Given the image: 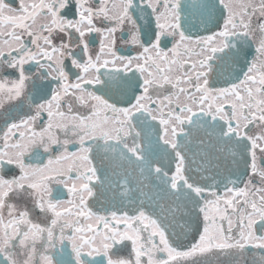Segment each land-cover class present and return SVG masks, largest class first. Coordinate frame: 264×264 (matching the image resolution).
I'll return each instance as SVG.
<instances>
[{
	"label": "snow or ice",
	"instance_id": "6c2138e0",
	"mask_svg": "<svg viewBox=\"0 0 264 264\" xmlns=\"http://www.w3.org/2000/svg\"><path fill=\"white\" fill-rule=\"evenodd\" d=\"M193 10L218 30L191 34ZM0 118V264H68L69 245L72 264H264V0H0ZM134 179V214L93 211ZM201 214L184 245L173 229Z\"/></svg>",
	"mask_w": 264,
	"mask_h": 264
},
{
	"label": "flooded vegetation",
	"instance_id": "af4514ba",
	"mask_svg": "<svg viewBox=\"0 0 264 264\" xmlns=\"http://www.w3.org/2000/svg\"><path fill=\"white\" fill-rule=\"evenodd\" d=\"M8 2L12 3L13 5H15L16 0H8ZM37 2H38V0H37ZM193 2L201 3V2H204V0H183V3L189 4V5L192 4ZM212 2L215 3L216 0H212ZM239 2H240V0H233V3H239ZM204 19H205V17L201 14V12L199 10H193V15L191 16V24L193 26L192 27L191 34H193V35H210V34H212V32L218 30L211 23H209L207 25L205 23H203L202 21ZM206 28L208 29L207 31L205 30ZM117 35H118L117 48L120 51V54L121 55L135 54V52H136V49L135 48H131L130 49L128 46L121 47V43L119 42V33ZM124 38L126 39L127 37L125 36ZM168 46L171 47V44L169 43ZM93 47L94 48L95 47H98V42H97L96 45H93ZM192 58L193 59H196V57H192ZM249 59H251V56H249ZM66 63H67V61H66ZM27 67L28 66H26V68ZM73 71H75V70H73ZM2 75L9 76L10 78H15V75L16 74H15V71L14 70L9 69L8 71L3 72ZM74 78L75 77L73 76L72 79H74ZM54 87H55V83H53V88ZM46 121H47V117H46V115H43L42 118H41V120L38 121V124L46 123ZM153 123L155 125H158V122H153ZM2 127H3V119L0 118V128H2ZM37 130H39V128H37ZM21 131H23V129H21ZM253 131H256V130L253 129ZM64 138L65 137L61 134V139H64ZM155 139H156V136H152L153 145H155ZM147 143H148V141L146 140L145 141V144H147ZM77 147H78L77 145L70 144L68 146V150L70 152L76 151ZM60 151L61 150L59 148H54L53 149V153L55 155H58L60 153ZM48 155H49V153H44L43 150L41 149L40 152L38 154H36L35 156H33V155L30 154L28 157H26V162L34 163V164H39V163H42V162L43 163H46L47 162V159H48ZM257 155L259 157V155H260L259 152L257 153ZM37 156L39 158H37ZM190 161H193V159H190ZM64 163H65V165H67L68 163H71V161H67V162H64ZM166 165H168V167H165ZM161 166L162 167H165V171H168L169 170V167H171L172 170L174 171V163L171 164V165H169V162H168V160L166 158L163 159V161L161 162ZM9 169H11V172H9ZM4 171H5V175L6 176H9V175H18L19 174V171H18V169L15 168V166H8V165H6ZM73 175H75L74 172H73ZM136 175H137L136 177H138V175H140V174L137 173ZM232 178L233 179H237V186H241V187L243 186V184L241 183V181H243V180L246 179L245 176H244V174H243V172H240L238 175H235ZM112 185H115V183H113ZM133 185L135 187L136 196H138L139 193L136 191L137 184L134 183ZM229 186H231V185H229ZM223 188H221V189L219 188L218 190L222 193L223 192ZM53 196L55 198H57V199L65 200V201L72 198L71 195L68 193L67 189L64 188L62 185H54L53 186ZM110 196H113V195H110ZM90 206L93 207V211H98L100 209V206L101 205H98V207H95V205L90 200ZM108 209L109 210H112L110 208H108ZM119 212H121V211H118V213ZM129 214L130 215L134 214V211H129ZM34 218H36L35 214H34ZM40 219H42V218H40ZM233 219H235V217H233ZM202 220H203V218H202V214H201V231H202V228H203V222H202ZM37 222H39V219H37ZM81 223H83V224H89V223L95 224V221L94 220H83L82 219L81 220ZM121 227H123V226H121ZM197 239H198V237H197ZM116 249H119V251H116L115 249L113 250L116 256H127L131 252V242L130 241H125L124 244H122V245L118 244V245H116ZM85 251H87V250H85ZM253 251L256 252L255 259H256L257 264H258L260 251L259 250H253ZM84 258L86 260H89V261H92V260L99 261L101 259L100 256H93V257H87V256H85ZM63 259L65 261H67L68 264H72V262L74 261V254L71 253V247H70V245L67 246L65 252L63 253ZM105 260H106V258H105ZM247 261H248V264H252V261H253L252 252H249L248 253Z\"/></svg>",
	"mask_w": 264,
	"mask_h": 264
},
{
	"label": "water",
	"instance_id": "95a60500",
	"mask_svg": "<svg viewBox=\"0 0 264 264\" xmlns=\"http://www.w3.org/2000/svg\"><path fill=\"white\" fill-rule=\"evenodd\" d=\"M194 150L198 151V149H195V148H194ZM190 159H193V161H190ZM199 163H201L199 156H196V157L190 156L189 157V167L192 169L193 175H196L197 165ZM242 167L243 166L235 168L233 170L235 172V175H238L240 172H243V171H241ZM223 174L227 175V173H223ZM208 175H211V173H209ZM232 177L233 176H230L229 178L233 179ZM139 179H141V178L139 177ZM217 179L219 180L220 177H217ZM208 182L211 183V180H209ZM224 183H226V181L220 184V188L224 187ZM119 184H120V187L118 190L119 194H116V186H104L102 189L98 187L97 188V196H98L99 201H100V204H98V205L103 204L101 197H106V199H109L110 195H113V196L116 195L117 197H119V200L121 201L120 203H122V204H120L119 201H117L116 203L111 204V206H110L111 208L119 207V209H124V210L134 209L136 205L133 203H130V199L133 200V190L130 193H125L123 182H119ZM145 184H151L154 186V184H155L154 177H152L151 179L146 181ZM128 187L130 189L135 188L134 186H130V185H128ZM147 190L148 189L145 188V191H147ZM95 199L96 198H94V200ZM113 202H114V200H113ZM179 223L185 224L186 227L183 230H181V228L177 225V227H175L173 229V231L178 234L179 239L182 241V243L184 245H187L189 243L195 242L197 237H198L196 229L198 228L199 230H201V216L199 218L198 224L195 225L194 227L193 226H187L190 224V217H188V216H186Z\"/></svg>",
	"mask_w": 264,
	"mask_h": 264
}]
</instances>
